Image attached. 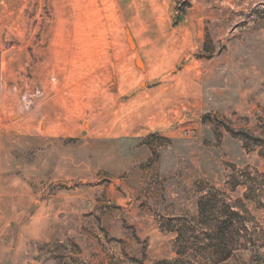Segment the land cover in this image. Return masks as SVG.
Here are the masks:
<instances>
[{
	"label": "rangeland",
	"instance_id": "374dc122",
	"mask_svg": "<svg viewBox=\"0 0 264 264\" xmlns=\"http://www.w3.org/2000/svg\"><path fill=\"white\" fill-rule=\"evenodd\" d=\"M0 264H264V0H0Z\"/></svg>",
	"mask_w": 264,
	"mask_h": 264
},
{
	"label": "trees",
	"instance_id": "16d2710c",
	"mask_svg": "<svg viewBox=\"0 0 264 264\" xmlns=\"http://www.w3.org/2000/svg\"><path fill=\"white\" fill-rule=\"evenodd\" d=\"M211 201V200H210ZM210 201H208V203H207V201H206V205H205V207L203 208V204L202 205H200V216L202 217V218H205L204 219V225H205V228H216V230H214V231H212V233L211 234H217L216 233V231L218 230V231H220V230H222V227H223V225L225 226V225H227L230 221H232L231 220V218H229L228 217V219L227 220H224V216H227V215H225V213L223 214V213H221V214H219L217 217L216 216H213V215H215L214 213H211V210H214L215 209V204L213 205V202H212V204L210 203ZM213 207V208H212ZM212 208V209H211ZM227 208H229V209H232V206L231 205H227ZM206 214V215H205ZM231 214L232 215H238L239 213L237 212V211H231ZM233 226V225H232ZM208 234L207 235H209L210 233L209 232H207ZM179 234H180V239L181 238H183V232H179ZM185 237V236H184ZM216 240H218L217 238H216ZM228 258V254H223V253H221V260H226Z\"/></svg>",
	"mask_w": 264,
	"mask_h": 264
},
{
	"label": "crops",
	"instance_id": "0c3cea01",
	"mask_svg": "<svg viewBox=\"0 0 264 264\" xmlns=\"http://www.w3.org/2000/svg\"><path fill=\"white\" fill-rule=\"evenodd\" d=\"M14 259H12V261H13Z\"/></svg>",
	"mask_w": 264,
	"mask_h": 264
}]
</instances>
